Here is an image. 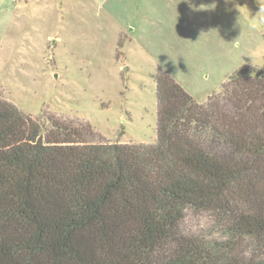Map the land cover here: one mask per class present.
<instances>
[{
	"label": "trees",
	"instance_id": "obj_1",
	"mask_svg": "<svg viewBox=\"0 0 264 264\" xmlns=\"http://www.w3.org/2000/svg\"><path fill=\"white\" fill-rule=\"evenodd\" d=\"M156 82L149 145L0 99V264H264V67L202 104Z\"/></svg>",
	"mask_w": 264,
	"mask_h": 264
},
{
	"label": "rangeland",
	"instance_id": "obj_2",
	"mask_svg": "<svg viewBox=\"0 0 264 264\" xmlns=\"http://www.w3.org/2000/svg\"><path fill=\"white\" fill-rule=\"evenodd\" d=\"M238 2L258 11L257 0ZM230 8L225 0H0V99L45 125H90L94 143L154 144L160 72L202 104L243 59L240 69L254 67L244 50L264 34L228 44L242 32Z\"/></svg>",
	"mask_w": 264,
	"mask_h": 264
},
{
	"label": "clouds",
	"instance_id": "obj_3",
	"mask_svg": "<svg viewBox=\"0 0 264 264\" xmlns=\"http://www.w3.org/2000/svg\"><path fill=\"white\" fill-rule=\"evenodd\" d=\"M225 3L233 5V8L228 9L229 11L235 10L239 13L237 17V24L234 25V28H242V32L239 37L235 39L233 43L228 44H231L235 48H239L241 42L245 40L250 33L264 34V0H257L258 11L254 16L250 12L249 8L246 5L241 6L238 0H225ZM207 7L208 6L202 5L200 9H196L195 6H193V10L200 11ZM243 57H250L254 67H256L257 61H264V39H259L254 45L246 48L244 50ZM233 64H235V60H233ZM244 64L245 60L243 59V62L239 64V66L236 68V71H238Z\"/></svg>",
	"mask_w": 264,
	"mask_h": 264
}]
</instances>
